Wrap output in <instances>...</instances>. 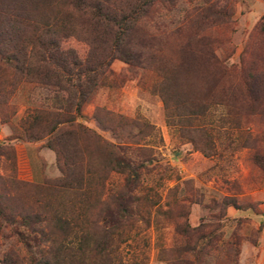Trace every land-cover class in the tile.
Returning <instances> with one entry per match:
<instances>
[{
    "label": "rangeland",
    "instance_id": "rangeland-1",
    "mask_svg": "<svg viewBox=\"0 0 264 264\" xmlns=\"http://www.w3.org/2000/svg\"><path fill=\"white\" fill-rule=\"evenodd\" d=\"M59 1L0 16V264H264V0H109L120 49Z\"/></svg>",
    "mask_w": 264,
    "mask_h": 264
},
{
    "label": "trees",
    "instance_id": "trees-1",
    "mask_svg": "<svg viewBox=\"0 0 264 264\" xmlns=\"http://www.w3.org/2000/svg\"><path fill=\"white\" fill-rule=\"evenodd\" d=\"M55 2V4H54ZM50 1L48 0V2L44 3L43 0H37L33 6V8H29L27 6L26 1L24 3H21L20 5H15V4H11V3H4V0H0V16L4 15V14H10V18L12 20H9L10 22H12L13 24L15 23H22V24H27L28 22H30V17L29 14H32V12H38L40 11V6L41 4H47V5H52V6H58L59 4H61V2H57L55 1ZM71 5L70 7H74L76 9H83L87 14H89L88 17V24L90 25V27L95 30V31H100L101 35H99L98 33L95 34V36L93 38L88 37V43L92 40V42H94V40L101 39L103 36L106 35L105 30V26H108L109 29L112 27V25L116 26L117 25V29L111 30L110 32L114 33V38L116 37V48L120 49L121 44H123L122 42L124 41V36L126 35L127 31L130 28V24H131V13H132V9H127L128 6H124V9H122V7L120 8L121 10V15H118L119 11L117 10V7L111 8V3L109 0H82L79 2V0H72L71 1ZM125 4V3H124ZM84 12V13H85ZM85 13V14H86ZM83 14V13H82ZM14 18H13V17ZM2 22V21H1ZM14 24V25H15ZM48 28L47 32L50 33L51 28L53 27L51 24H47L46 25ZM2 32V31H1ZM52 32V31H51ZM116 33V34H115ZM116 35V36H115ZM42 42V41H41ZM44 44V43H43ZM45 49L38 51L42 54V57L40 58L41 62L45 63H52V66L55 67H62V68H66L65 65H63V63H68L69 60H72L70 63L73 64L76 68L79 67V80L81 81L80 86L84 87L85 86V82L82 81V78L85 74H89L91 71L96 72V68L94 67H89V64H91V60H89V58H87V56H85L84 58H81L78 56V53H76L74 50H71L72 48H63L62 47V43L61 40L58 37H50V39L47 41V43H45ZM11 57V56H9ZM8 57V58H9ZM13 60V57L12 59ZM127 60V59H126ZM86 63H88L86 65ZM81 69V70H80ZM66 70V69H64ZM71 71V70H70ZM38 74L40 75L41 71L39 72L37 70ZM71 74V73H70ZM44 76L47 78L48 81H50V78L54 77V78H58L59 74L56 71H47L44 73ZM90 82L93 80L92 78L89 77V75H85ZM91 76V75H90ZM44 78V77H43ZM45 78V79H46ZM86 80V79H84ZM87 81V80H86ZM53 84H55L56 86H61L62 85V80L60 78L57 79V82H54ZM86 90V89H84ZM85 92L87 91H83L82 94H85ZM77 111L80 110V106H77ZM39 118L38 114L35 116V120H37ZM69 122V121H68ZM37 218H39L40 221H47V218H49L48 214H44L43 217H41V215H38ZM42 234H44V236L46 238H48V233L45 232L44 227L42 228L41 231ZM48 241V239H46ZM54 242V241H53ZM52 242V243H53ZM71 241L68 244L65 245H61V246H57V247H50V253H53V251H57L54 252L53 254L56 255L60 250H66V251H70L71 249ZM57 260V257H56ZM55 260V261H56ZM61 262V261H60ZM6 264H7V260H6ZM11 264H20L18 263V261L16 262H12ZM27 264H51V261L49 260H38V261H34V262H30Z\"/></svg>",
    "mask_w": 264,
    "mask_h": 264
}]
</instances>
